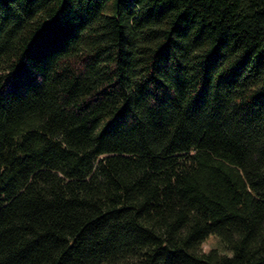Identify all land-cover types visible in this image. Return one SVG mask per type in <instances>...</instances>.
I'll use <instances>...</instances> for the list:
<instances>
[{
  "label": "trees",
  "instance_id": "obj_1",
  "mask_svg": "<svg viewBox=\"0 0 264 264\" xmlns=\"http://www.w3.org/2000/svg\"><path fill=\"white\" fill-rule=\"evenodd\" d=\"M0 264H264V0H0Z\"/></svg>",
  "mask_w": 264,
  "mask_h": 264
},
{
  "label": "rangeland",
  "instance_id": "obj_2",
  "mask_svg": "<svg viewBox=\"0 0 264 264\" xmlns=\"http://www.w3.org/2000/svg\"><path fill=\"white\" fill-rule=\"evenodd\" d=\"M204 250L209 251L211 249L218 248L221 252L229 254L230 251L227 247L224 246L222 243L220 237L218 235L210 236L208 239H206L203 243Z\"/></svg>",
  "mask_w": 264,
  "mask_h": 264
}]
</instances>
